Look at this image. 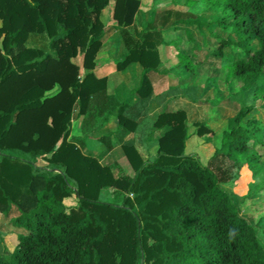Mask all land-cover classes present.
<instances>
[{
  "label": "trees",
  "instance_id": "trees-1",
  "mask_svg": "<svg viewBox=\"0 0 264 264\" xmlns=\"http://www.w3.org/2000/svg\"><path fill=\"white\" fill-rule=\"evenodd\" d=\"M111 1L0 0V211L18 205L13 224L26 230L7 257L0 254V264H264L256 226L223 185L230 161L254 175L260 169L253 150L264 145V121L253 114L255 104L239 109L205 163L186 152L187 143L213 130L189 123L185 110L158 115L154 125L168 129L154 161L123 144L134 175L116 174L74 142L80 138L71 136L73 118L111 101L107 78L94 73ZM206 4L237 38L222 39L214 54L240 47L244 57L234 60V75L243 90L264 93V0ZM140 5L114 0L113 6L128 49L117 68L144 67L137 93L159 69L164 41L155 22L140 38L132 34ZM35 35L47 37L48 46L32 42ZM119 121L121 128L137 127L122 113ZM106 187L124 193L122 202L99 200Z\"/></svg>",
  "mask_w": 264,
  "mask_h": 264
},
{
  "label": "rangeland",
  "instance_id": "rangeland-1",
  "mask_svg": "<svg viewBox=\"0 0 264 264\" xmlns=\"http://www.w3.org/2000/svg\"><path fill=\"white\" fill-rule=\"evenodd\" d=\"M140 1V8L133 25L130 27L134 36H140L148 22H155L157 26H162L163 20H165L167 28L176 26L178 29L190 31L187 32L188 36L186 37L184 34L179 33L174 44H165L161 47L162 61L164 63L162 69L168 72V75H171V78H169L170 84L179 85L181 93L177 95V92L173 91L174 86H172L171 100L173 101L171 106L166 104L157 112L166 109L186 108L189 123L204 122L210 125L213 133L204 137L195 135L187 143L186 148L187 153L192 154L195 158L205 163L215 148L221 145L223 131L233 126V118L240 108L255 104L257 107L253 114H257L264 121V93L256 95L253 88L243 90V81L234 75V60L244 57V52L240 47L236 45L226 47L224 49L226 52L224 57L214 54L222 39L237 38L231 29L218 25L217 15L221 14L211 10L206 4L207 0H200L194 3L189 0ZM113 6L114 0L111 1V4L105 8L102 14V20L105 24V35L96 61L97 67L106 68L103 70V74H105V70L109 74L117 71L114 66L116 67V63L124 59L123 56L127 52L121 38V27L113 17ZM196 25L199 27L203 26L204 30L197 28L198 31L194 32ZM198 32L202 34H197ZM173 33V30L168 31L167 40H176L175 35L170 36ZM209 36L212 41H209ZM32 42L44 47H47L49 43L47 37L40 35L33 36ZM177 43L181 46H178ZM75 61L82 65V55L75 58ZM184 67H194L196 71L193 73L188 71L189 74L186 75L183 72L186 71ZM82 71L84 72V69ZM98 72L100 71L98 70ZM118 74H120V71H118ZM178 74H181V78L178 77ZM130 77L134 79L133 76ZM150 84L149 82L148 86ZM159 101H161V98L158 103ZM156 114L149 118L143 126L146 129L148 126L151 127L150 136L147 140L139 142L140 146L148 147V154L146 156L141 154L147 162L154 161L158 154V145L155 142L159 137L160 131H157V127L152 124ZM73 119H76V117ZM74 124L76 128H79V123L76 120ZM260 138L264 142V127L260 133ZM86 140L88 143L93 142L94 146L92 148L100 145L97 141L100 139L95 140L90 135L85 137ZM100 141L103 145H106L105 141ZM74 142L79 144L82 149L85 147L86 142L84 140L82 142L75 140ZM118 143L119 141L116 140V144ZM102 148L103 150L97 148L96 152H90L86 148L85 153L92 154V156L97 154L98 156L95 157L100 160V158H105L103 154H100L102 151H106L104 147ZM253 152L258 158L259 171L254 175L252 174L253 170L249 168L242 169L241 163L233 164L230 161L229 164L232 165L230 166L229 181L223 185L239 207L240 214L256 226L264 242V145L257 150H253ZM128 161H123V163L132 167ZM114 171L116 174L123 175H134L135 173L133 167L116 168ZM124 196V193L122 194L112 187H106L100 191L98 198L101 201L121 203ZM26 200L27 197L24 200L22 199V202ZM20 213L21 208L15 204L11 205L8 212L0 211V254L5 257L18 245V235L26 232L23 227L19 228L13 224V219Z\"/></svg>",
  "mask_w": 264,
  "mask_h": 264
},
{
  "label": "crops",
  "instance_id": "crops-1",
  "mask_svg": "<svg viewBox=\"0 0 264 264\" xmlns=\"http://www.w3.org/2000/svg\"><path fill=\"white\" fill-rule=\"evenodd\" d=\"M197 28L204 30L203 26L199 27L198 25H196L194 32L198 31ZM155 29L162 30L161 33H162V37L164 41L160 43L158 46L159 51H160V56H161V65L158 70H153L148 73L149 82L151 83L150 86L143 89L142 93L134 92L136 89L140 87L142 76H143L144 67L140 63H132L126 69H123V70H119L117 68V63H116V67L114 66V68L117 69V71H114L111 74H109L107 70H105L104 72L105 74H103V70L106 68H103L102 66L97 67L96 70H94L95 75L98 78H102V77L107 78V94L109 98L111 99L110 104L108 106L106 105V103H103L102 105L100 104L99 106L95 105L92 111H89L87 114L81 115L80 117H76V119L72 120L71 136H76L80 138L79 141L82 142L84 140V142H86L85 147L83 145V147L85 148V149L83 148V151L86 152L85 150L89 149L90 152H96L97 148H99L100 150H103L102 147H104L106 151L105 152L102 151L101 153L100 152L99 153L103 154L105 158L104 157L100 158V161L103 164L109 165L114 169L132 168L131 166H127L126 163H123V161H126V162L128 161L127 160L128 158L123 148V144L125 143L134 144L136 148L138 149V151L145 156L148 154V147L140 146L139 142L147 140L148 137L150 136V133L152 132V130L150 129L151 127L148 126L146 129V128H143V126H144V123H146V121L149 118H151L153 115L157 113L154 121H152L153 125H154L153 122H155L158 115L164 111L172 112V111H177V110H185L187 112V117H188V111L186 110V108L166 109L161 112H157V111L161 110V108L165 106L166 104H170L171 106V102L173 101L171 100V93H172L171 87L172 86H174L173 91H176L177 95L181 93V88L179 87V85L170 84L169 78H171V75H168L167 74L168 72L162 69V66L164 67V63L162 61L161 47L165 44L166 45H172V43L174 44L177 41V35L179 33L184 34V36L186 37L188 36L187 32H190V31L178 29V27L176 28V26H173L172 28H169V27L167 28L166 25L156 26ZM170 30L174 31V33L171 34L170 36L172 37L175 35L176 40H173V39L167 40L168 39L167 33ZM120 32H121V29H120ZM197 34H202V33L198 32ZM135 37L140 38V36H137V35ZM121 38L123 39L122 34H121ZM209 41H212V38L210 36H209ZM123 43L126 47L124 40H123ZM177 45L181 46L179 45V43H177ZM127 54H128V49H127L126 54L123 57L125 58ZM184 69L186 71H183V72L186 75L189 74L188 71L191 73L196 71L194 67L193 68L184 67ZM98 70L100 72H98ZM118 71H120V74H118ZM180 75L181 74H178L179 78H181ZM130 76H133L134 79L131 78ZM150 89L152 90V92L149 95H146ZM160 98H161V101H159L158 103V100ZM123 101H125L124 105L122 104ZM172 108H177V107H172ZM121 113L131 118V121L136 122L137 127L135 130H130L126 127L124 128L120 127L119 114ZM75 120L79 123V128H76L74 124ZM104 120L106 121L103 123ZM167 129H168V126L162 129L157 127V131H160L159 137ZM87 135L92 136L95 140L100 139V140L105 141L106 145H103L100 140H97L100 143V145L96 146V148H92V146H94L93 142L88 143L87 138H86L87 140L85 141L84 136H87ZM82 137L84 139H81ZM159 137L157 139H159ZM157 139L155 143L156 145H158V148H159V141ZM116 140L119 141L118 144H116ZM153 154L155 153L153 152ZM95 156H98V155L96 154ZM128 163L130 165L129 161ZM130 174H133V173H130Z\"/></svg>",
  "mask_w": 264,
  "mask_h": 264
}]
</instances>
